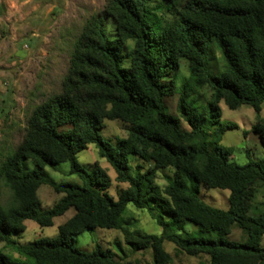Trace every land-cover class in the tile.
Instances as JSON below:
<instances>
[{
    "label": "trees",
    "instance_id": "1",
    "mask_svg": "<svg viewBox=\"0 0 264 264\" xmlns=\"http://www.w3.org/2000/svg\"><path fill=\"white\" fill-rule=\"evenodd\" d=\"M175 9L171 24L163 25L151 0H107L101 16L92 19L78 39L62 93L33 112L19 147L0 165V179L11 200L0 206V244L23 258L0 250V264H119L111 251L97 246L80 250L77 238L87 231L120 230L138 249L151 248L154 264H169L164 241L191 256L206 255L209 264H264V212L251 215L254 185L264 186V160L239 166L233 149L222 146L224 133L218 101L235 111L264 105V0H160ZM116 34L110 36L105 22ZM133 48L126 54V44ZM220 50L225 68L210 71L213 47ZM129 60V66L125 65ZM181 60L189 63L190 78L176 89L170 75ZM209 87L215 102L203 109L190 100L195 88ZM179 95L180 119L168 113L166 100ZM108 113L130 126L129 136L116 145L102 137ZM264 146V122L253 128ZM94 145L128 184L115 199L107 172L98 164L88 171L78 154ZM153 162L154 169L133 175L130 157ZM29 163L32 167H29ZM69 164L77 183H50L63 197L43 210L39 189L47 185L46 168ZM173 166L174 179L162 191L156 171ZM202 188L228 191L229 210L215 209L201 199ZM132 204L147 210L163 229L161 237L133 236L124 231L122 216ZM73 209L75 214L58 228V236L20 244L11 237L26 231V222L42 228ZM196 227L186 233V227ZM237 225L247 242L227 239ZM207 264V263H200Z\"/></svg>",
    "mask_w": 264,
    "mask_h": 264
},
{
    "label": "rangeland",
    "instance_id": "2",
    "mask_svg": "<svg viewBox=\"0 0 264 264\" xmlns=\"http://www.w3.org/2000/svg\"><path fill=\"white\" fill-rule=\"evenodd\" d=\"M107 0H0V165L5 157L13 153L22 143L28 120L38 106L49 98L62 93V84L68 74L75 45L85 26L92 19L102 15ZM150 7L154 16L164 26L171 24L175 9L160 0H151ZM108 34L115 36V26L111 20L105 22ZM134 43L126 44V54ZM129 60L125 65L129 66ZM225 61L219 49L213 47L210 71L221 73ZM176 89L182 87L190 78L189 63L181 60L180 67L170 75ZM190 100L201 110L208 103L215 102L214 93L209 87L195 88L190 92ZM179 95L166 100L168 113L180 119L181 127L190 131L188 124L177 110ZM223 125L234 124L236 129L227 130L222 138V146L233 149L232 161L239 166L264 160V146L253 128L258 121L264 122V105L257 114L251 107H241L235 111L228 108L223 100L218 101ZM128 124L108 113L102 137L116 145L129 136ZM78 162L88 171L98 164L107 172L112 183L109 193L115 199L118 193L128 188V184L116 181V173L105 159L100 158L96 146L91 145L78 154ZM133 175H142L154 169L153 162H146L138 156L130 157ZM29 167L32 164L29 163ZM69 164L55 169L46 168L45 179L48 184L39 191L43 210L52 208L62 197L55 192L50 183L62 184L71 181ZM173 166L156 171L154 182L164 191L174 179ZM75 179V178H74ZM77 179V177H76ZM79 182V180H77ZM80 183V182H79ZM255 197L251 204V215L264 212V186L254 185ZM228 191L202 188L201 199L209 206L228 211ZM11 200V192L0 179V206ZM75 214L73 209L55 219L54 226L42 228L33 221L26 222V231L12 235L20 244H30L40 239H53L58 236V228ZM124 231L133 236L161 237L163 229L151 218L147 210L138 209L130 204L122 216ZM196 227L188 224L186 233H194ZM229 241L245 243L247 235L237 225L231 227ZM77 247L85 253H93L97 246L112 252L119 264H154V252L151 248L138 249L127 242L125 233L120 230L87 231L76 241ZM261 246L264 248V238ZM163 248L171 257L169 264L210 263L206 255L191 256L177 248L173 243L164 241ZM0 250L9 257L22 260L17 251L6 243L0 244Z\"/></svg>",
    "mask_w": 264,
    "mask_h": 264
},
{
    "label": "crops",
    "instance_id": "3",
    "mask_svg": "<svg viewBox=\"0 0 264 264\" xmlns=\"http://www.w3.org/2000/svg\"><path fill=\"white\" fill-rule=\"evenodd\" d=\"M74 178H75L74 176H71V181H70V182H71V183H77V184H79V182L77 181L78 179H76V178L74 179ZM38 196H39V195H38ZM73 216H74V215H73ZM73 216H72V217H73ZM72 217H71V218H72ZM69 219H70V218H69ZM69 219H68V220H69ZM65 222H66V221H65ZM65 222H64V223H65ZM64 223H63V224H64Z\"/></svg>",
    "mask_w": 264,
    "mask_h": 264
}]
</instances>
